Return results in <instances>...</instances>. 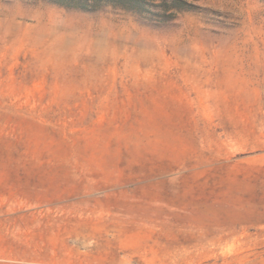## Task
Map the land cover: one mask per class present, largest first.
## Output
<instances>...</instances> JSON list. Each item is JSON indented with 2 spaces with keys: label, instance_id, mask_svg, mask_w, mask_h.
I'll list each match as a JSON object with an SVG mask.
<instances>
[{
  "label": "rangeland",
  "instance_id": "374dc122",
  "mask_svg": "<svg viewBox=\"0 0 264 264\" xmlns=\"http://www.w3.org/2000/svg\"><path fill=\"white\" fill-rule=\"evenodd\" d=\"M147 2L0 0V264H264V0Z\"/></svg>",
  "mask_w": 264,
  "mask_h": 264
},
{
  "label": "trees",
  "instance_id": "16d2710c",
  "mask_svg": "<svg viewBox=\"0 0 264 264\" xmlns=\"http://www.w3.org/2000/svg\"><path fill=\"white\" fill-rule=\"evenodd\" d=\"M37 1V0H26ZM52 3L63 8H73L82 11L97 10L104 7L119 8L130 12H147V8L151 6L147 0H40ZM175 2V1H174ZM176 3V2H175ZM165 6V9H183L181 6Z\"/></svg>",
  "mask_w": 264,
  "mask_h": 264
}]
</instances>
